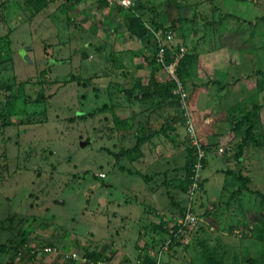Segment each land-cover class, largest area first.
I'll return each mask as SVG.
<instances>
[{"label":"rangeland","instance_id":"obj_1","mask_svg":"<svg viewBox=\"0 0 264 264\" xmlns=\"http://www.w3.org/2000/svg\"><path fill=\"white\" fill-rule=\"evenodd\" d=\"M70 1L33 14L18 0H0V102L25 109L0 126V264H264V75L256 74L264 73V0H214L219 11L208 0H125L122 12ZM160 43L184 48L174 55L184 79L168 85L179 97L153 109L129 102L124 90L142 93L136 82L149 83L151 66L139 57L158 56ZM155 76L173 79L165 68ZM183 100L206 152L192 197L191 182L181 187L191 151L177 120ZM253 103L262 105L254 133L262 145L245 150L242 174L250 181L231 197L239 186L220 177L206 182L216 165L204 168L212 160L218 174L234 171L244 130L234 123ZM164 119L174 131L154 138L153 148L142 145L141 157L116 161L105 151L124 152L123 131L122 145L132 148L130 131L144 125L147 135ZM136 173L154 178L148 190L156 199ZM190 206L194 225L183 221Z\"/></svg>","mask_w":264,"mask_h":264},{"label":"trees","instance_id":"obj_2","mask_svg":"<svg viewBox=\"0 0 264 264\" xmlns=\"http://www.w3.org/2000/svg\"><path fill=\"white\" fill-rule=\"evenodd\" d=\"M21 1V3L19 2ZM86 0H72L70 2L73 3H77V2H84ZM209 2H211L212 4V8L215 11H219L218 7L215 6V4H213L214 0H208ZM238 1H245V0H238ZM43 3V5L40 8H37V10H35L33 8L34 3ZM69 2V3H70ZM97 5V7L99 9H101V12H104L106 10V7L108 4H111L113 6L116 7V9L120 12L123 11V7L116 5V3H110L108 0H95L94 1ZM56 0H18V5L20 7H24V8H30L29 11H31L33 14L36 13L37 14L39 12H41L43 9L42 7H48V6H53L55 5ZM68 3V0H64V4L66 5ZM108 8V7H107ZM228 15H225V17H227ZM184 22L190 23L191 20H184ZM173 24L171 25V27H173ZM157 27L162 30V31H167L170 30L171 27H164V25L162 24H157ZM161 53L158 52V56L155 57V55L153 56H140L139 59L142 61L143 66L145 67H149L151 66V72H150V77H149V83L147 84V86H143L139 81L136 82V84L134 85V87L141 89L142 93H137L135 94L132 90H124L123 93L126 96V98H128L129 102H137L140 104H146V106L150 107L151 109L154 108L155 105V101L157 102V104H161V101H165L166 98L172 96V97H179V96H175L172 94L169 86H173L175 85V80L172 79L170 81H168L167 83H162L160 81L157 80L156 76H155V72L159 69L165 68L166 65L173 63L174 62V55L175 53H179V48L176 47L175 48V52H172L170 49H168V47L165 44H161ZM159 49V48H158ZM162 58V61H161ZM182 61L179 62V64H177V66H175V74L176 77L180 79L181 77V81L184 79H182V73H183V69H182ZM257 75H261L263 76L264 73H262L261 71L257 70L256 72ZM172 78V76H170ZM249 79H254L252 77H247ZM260 81L257 80V85H260L259 83ZM169 85V86H168ZM42 98V97H40ZM39 98V99H40ZM38 101V100H37ZM24 104L19 102V101H7V102H0V126H4L6 127V125L8 124L7 122L9 121L10 123V117L12 116V114L14 112L18 111V107H21L22 110L24 109ZM262 110V105L260 103H253L250 107L249 110H246L242 117L239 119V121H237L236 123H234V130H242V126L244 127L243 130V135L242 138H240V141L238 143V145L236 146V151L233 154V159L236 161L235 163V169L234 171H229L226 176H227V180L225 181L226 183H230V184H236L237 186V190L236 192H233L231 197L234 194H239V192L241 191L240 187H244L247 186V184L249 183L250 179L248 177H246L244 174H242V168H243V154L245 153V150L247 149V147L249 145H253L254 147L257 146H261L262 143H260L254 136L255 131H260L262 124H261V120H260V112ZM25 114H28L27 112ZM29 115V114H28ZM179 119H177L178 121H182V126L184 128V132H185V136H187L188 141L189 137L186 134V129H185V123H184V118L182 116V111H179V115H178ZM262 119V118H261ZM116 120V119H115ZM130 121H126V124L129 125ZM33 121H29L26 122V124H33ZM116 123V121H115ZM121 123H124V121H122ZM26 125V126H27ZM141 125V124H140ZM132 128V127H131ZM173 130L175 129V126L172 125V121L169 119H164V122L162 123V125L156 129L151 131L150 133H148L147 135L142 132V131H146V127L143 125L141 128L137 127L134 131H130L132 132L131 136L133 138H135V142L133 144V147L130 149H127V147H125V145H122V141L120 139H124L125 140V133L126 131L120 132L119 135V147L125 148L124 152L121 151L118 153H112L110 150L105 149V151H107L110 155H112L114 157V159L116 161L119 160V157L122 156H128L131 158H138V155H141L140 153V148L142 147V145H148L149 147L154 146V142L153 139L157 138V139H163V138H169L167 137V131L169 130ZM258 134V133H257ZM191 145V151H190V155H189V163L184 167V171L186 173L185 176V180L182 183V189L185 191L187 190V186L188 184L191 182L190 176L192 174V168L194 166V163L196 162V153L195 150L196 148L190 143ZM203 147V146H202ZM204 148V147H203ZM120 155V156H119ZM138 156V157H137ZM206 159V157H205ZM205 159L202 161V167L201 170L203 169V167L205 166ZM120 169L123 171H128L123 169L122 166H120ZM200 170V171H201ZM89 173V172H88ZM103 174L104 177H101L100 175ZM137 175H141L139 173H136ZM105 173L99 172L97 175V179L103 180V178H105ZM141 177L145 180H148L149 177L148 176H143L141 175ZM229 179V180H228ZM150 180H152V177L150 178ZM239 184V185H238ZM179 188V187H178ZM154 226V224H153ZM155 227H157L158 229H162L161 225H156ZM165 225H163V229H164ZM261 233L259 235V239H264L263 237V233H264V223L261 225ZM87 258L89 259H93L95 256L94 251H89V253L86 254ZM207 259H209L210 261H212V258L210 256H207ZM264 263V259L263 261H261ZM218 263V262H217ZM248 264H257L256 262H254L253 260H248L247 261ZM143 264H155L154 261L146 258L143 261ZM220 264V263H219ZM262 264V263H261Z\"/></svg>","mask_w":264,"mask_h":264},{"label":"built area","instance_id":"obj_3","mask_svg":"<svg viewBox=\"0 0 264 264\" xmlns=\"http://www.w3.org/2000/svg\"><path fill=\"white\" fill-rule=\"evenodd\" d=\"M108 1L110 3L115 2L117 5H120V6L123 5L124 7L129 6V4H127L125 0H108ZM167 38L170 40V36H168ZM158 52L161 53L160 47L158 49ZM179 53H180V56H182L184 54V48L183 47L179 48ZM161 61H162V58H161ZM177 61H178V58H177ZM176 63L177 62H176V58H175L173 63H170V64L165 66V70L171 74V76L175 80V82L177 81L176 74H175V66L177 65ZM182 105L183 106H182L181 111H182V116L184 118L185 129H186L185 131L189 137L190 143L196 148V150H195V153H196V162H195L196 172H195V174H193L190 177L191 183L188 187V192L190 193L189 197H192V192L195 191L196 190L195 188L199 185L198 184V177H199L198 172L201 170L202 161L206 157V152H205L204 148L202 147L203 144H201L199 142V139H198V136L196 134L195 127H194L195 120H194L193 115L186 108V100H183ZM100 176L104 177L103 174H101ZM191 208L192 207L190 206L189 208L186 209V213L184 214L183 221L185 223H189L191 225H194V224H196L198 218H196L194 215H192Z\"/></svg>","mask_w":264,"mask_h":264},{"label":"crops","instance_id":"obj_4","mask_svg":"<svg viewBox=\"0 0 264 264\" xmlns=\"http://www.w3.org/2000/svg\"><path fill=\"white\" fill-rule=\"evenodd\" d=\"M146 145V144H145ZM146 146H148V145H146ZM152 154V153H151ZM142 155H140L139 157H141ZM153 157V156H152ZM139 160V159H138ZM218 161H213V163H212V160L210 161V164H208V166H206L205 168H204V170H208V169H210V167L212 166V165H216V167L213 169V170H209V171H207V176L206 177H204L206 180V182H208L207 180L208 179H216L217 177H220V179H221V181L224 183L226 180H227V176H226V174L224 173V174H222V173H220V174H218L215 170L216 169H218ZM215 171V172H214ZM128 173H131V172H129L128 171ZM135 174V173H134ZM216 175L215 177L214 176H211V175ZM142 175V174H141ZM141 175H135V176H137V177H140ZM165 175V174H164ZM143 176H146V175H143ZM105 177H106V175H105ZM149 177V179L148 180H145V179H143L142 177V180H143V182H144V187L147 189V194H149V196L151 197V198H155L156 199V196L159 194V193H155L154 191H149L148 190V188L150 187V186H153V181H154V178L150 175V176H148ZM152 177V180H150V178ZM166 179H164V181H165ZM229 180V179H228ZM206 182L204 183V186H205V184H206ZM150 184V185H149ZM166 184V186L167 187H172L173 188V190H175V192H178V187L177 186H174V185H170V184H167V183H165ZM224 186H226V184H224ZM176 188V189H175ZM127 190H129V191H134V189L133 188H131V187H127ZM207 190V189H206ZM161 194V193H160ZM167 194V193H166ZM168 196H170V194H168ZM179 194L177 193V194H175V197L176 198H179ZM171 197V196H170ZM211 198V195L210 194H208V198ZM163 198L164 199H166V196H163ZM212 198H213V196H212ZM134 204H135V200H134V202H133ZM126 204V205H125ZM125 204H123V203H120V205H119V207L122 209V210H125L126 209V211H127V208L128 209H130L131 211L134 209L135 210V206H129V204H127V203H125ZM130 204H132V203H130ZM156 204V203H155ZM157 205V204H156ZM137 206H139V208H140V212H137L140 216H139V218L141 217V215H145V213H144V211H142V209H144V207L140 204V205H137ZM126 207V208H125ZM156 208V207H155ZM122 212H124V211H122ZM134 212H136V210L134 211ZM121 214H123V213H121ZM201 214V213H200ZM150 215H148V217H149ZM126 220H129V216L127 215V219ZM139 220H141V219H139ZM132 224V226H131V228L133 229L134 227H135V225L133 224V223H131ZM139 225H142L140 222L138 223V226Z\"/></svg>","mask_w":264,"mask_h":264},{"label":"clouds","instance_id":"obj_5","mask_svg":"<svg viewBox=\"0 0 264 264\" xmlns=\"http://www.w3.org/2000/svg\"><path fill=\"white\" fill-rule=\"evenodd\" d=\"M129 6H130V5H129ZM129 6H128V7H129ZM123 7H124V6H123ZM125 8H127V7H125ZM179 48H180V47H179Z\"/></svg>","mask_w":264,"mask_h":264}]
</instances>
